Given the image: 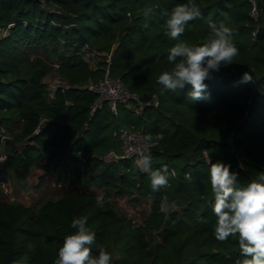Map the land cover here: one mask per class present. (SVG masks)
I'll return each instance as SVG.
<instances>
[{"label":"trees","instance_id":"trees-1","mask_svg":"<svg viewBox=\"0 0 264 264\" xmlns=\"http://www.w3.org/2000/svg\"><path fill=\"white\" fill-rule=\"evenodd\" d=\"M194 2L202 16L185 26L180 40L200 45L210 34L209 22L224 21L239 49L233 64L205 81L209 98L198 101L189 98L190 86L172 92L157 82L173 67L167 55L177 43L166 35L162 13L187 0H0V124L12 136L4 143V168L19 180L21 194L39 192L45 177L32 182L37 168H54L64 189L28 204L0 187V264H54L64 237L75 231L72 220L82 217L96 234L93 255L103 247L112 264L244 259L238 238L214 237L206 160L230 164L238 186L264 171V0ZM146 8L153 9L147 17ZM143 20L149 22L144 33L130 43ZM107 65L141 103H119L116 112L105 104L91 112L97 95L82 85L101 80ZM53 71L71 87L49 96L45 79ZM246 71L254 82L239 83ZM129 128L163 135L150 152L153 169L167 165L175 172L167 188L154 192L135 158L108 159L111 150L121 152V133ZM94 186L103 189L101 199ZM134 193L151 197L138 224L114 201ZM163 197L176 202L174 211L161 210Z\"/></svg>","mask_w":264,"mask_h":264},{"label":"clouds","instance_id":"clouds-1","mask_svg":"<svg viewBox=\"0 0 264 264\" xmlns=\"http://www.w3.org/2000/svg\"><path fill=\"white\" fill-rule=\"evenodd\" d=\"M152 12L153 9L146 8L144 16L147 17ZM162 15L167 17L166 35L177 43L168 49L167 60L173 67L163 71L157 82L172 92L190 86L188 96L191 100L208 99L205 81L222 66L233 64L239 55L233 39L234 29L224 21L219 24L209 22L210 34L206 42L193 46L180 40V37L190 21L202 16L194 0L177 4ZM251 82L254 81L250 72H244L239 83ZM163 139L162 134L155 137L146 135L144 143L134 150L137 156L135 167L148 174L150 187L154 192L167 188L169 176L175 175L174 171L169 172L167 165L158 169L152 167L150 147L153 140ZM206 162L209 165L208 176L213 194L212 212L216 217L213 233L215 239L225 242L229 237L238 238L240 254L244 259L237 260L236 264H264V171L258 172L246 185L238 186V174L231 171L230 164L222 161L213 163L210 157H207ZM160 207L167 212L174 211L177 205L175 201L169 202L167 197H163ZM71 228L75 231L64 237L54 264H112L111 253L103 247L99 249L98 255H93L91 246L96 241V234L87 227V217L73 219ZM26 247L33 250L35 246L29 242ZM28 260L27 255L22 257V261Z\"/></svg>","mask_w":264,"mask_h":264},{"label":"rangeland","instance_id":"rangeland-1","mask_svg":"<svg viewBox=\"0 0 264 264\" xmlns=\"http://www.w3.org/2000/svg\"><path fill=\"white\" fill-rule=\"evenodd\" d=\"M255 5V3H254ZM253 15H255V8L253 9L252 12ZM141 24L139 25L138 29L136 30L135 36H134V40L131 41L130 43L134 44V42L141 37V35L144 33V28L145 25H148V21H141ZM92 53H88L85 55L87 57V59H89V61L93 62V57H92ZM58 75L57 71H53L50 74H48V76L46 77V82L48 84V93H50V87L52 84V79ZM140 111V109L138 110ZM9 138L11 139L12 136L9 133V130L7 128L5 136L3 137V139H0V156L3 153H6L5 150V140ZM16 145H19L17 143H15ZM7 154V153H6ZM6 164V163H5ZM5 165L3 166V168L0 170V177L2 178V180L4 181V185L0 184V187L3 188L7 195L10 198H18V200H22L28 204H32V203H38L40 201L39 197L42 196V199L45 197H53V196H58L59 194H61L64 189L62 188V186H60L58 183H56L55 181V170L54 168H51L48 171H45L43 169H35L34 174L32 175V182L34 184L37 183L38 178L40 175L43 174V176L45 177L43 183L41 184V187L38 189L39 192H37V194L35 196H29L28 194H21V190H20V182L18 179H16L13 175V172L11 171V169L9 167L4 168ZM74 185L69 184L65 189H71ZM94 189H96V193L98 195V198L101 199L104 191L101 187L98 186H94ZM39 195V197H38ZM138 196L139 195L137 193H134L133 195L129 196H118L114 198L115 201V206L118 207L119 209H121L122 211H124L128 217L133 218L135 223H141L143 222V220L145 219L146 214L148 213L149 209H150V205H151V197L147 196V197H140L138 198V200L136 201H132L131 198L133 196ZM39 199V200H38Z\"/></svg>","mask_w":264,"mask_h":264},{"label":"built area","instance_id":"built-area-1","mask_svg":"<svg viewBox=\"0 0 264 264\" xmlns=\"http://www.w3.org/2000/svg\"><path fill=\"white\" fill-rule=\"evenodd\" d=\"M97 55L101 53L95 52ZM108 61H110L111 55L108 54ZM52 84L50 87L49 96H53L58 89L66 90L71 87V85L60 75H56L52 79ZM86 88L94 92L97 96L91 107V112H95L98 109L103 108L107 104L114 112L117 110V105L119 103H127V105H132L133 102L141 103L138 94L129 90L120 78H115L110 75L109 65H107L104 77L99 81H90L84 85ZM157 97H154L151 104L154 106L158 105ZM141 107H139L140 109ZM6 127L0 124V139H3L6 133ZM146 135L142 130L137 129H123L121 133L122 138V149L121 152H116L111 150L108 154V159H120V158H137L135 154V149L139 148L143 143V138ZM7 154L3 153L0 156V170L6 163ZM211 159V158H210ZM0 184L4 185V181L0 177Z\"/></svg>","mask_w":264,"mask_h":264},{"label":"water","instance_id":"water-1","mask_svg":"<svg viewBox=\"0 0 264 264\" xmlns=\"http://www.w3.org/2000/svg\"><path fill=\"white\" fill-rule=\"evenodd\" d=\"M138 198H139V197H138L137 195H136V196L134 195V196L131 198V200H132V201H136V200H138Z\"/></svg>","mask_w":264,"mask_h":264},{"label":"crops","instance_id":"crops-1","mask_svg":"<svg viewBox=\"0 0 264 264\" xmlns=\"http://www.w3.org/2000/svg\"><path fill=\"white\" fill-rule=\"evenodd\" d=\"M1 32V31H0ZM86 59H87V57H86ZM87 60H89V59H87ZM14 175V174H13ZM15 177V176H14ZM16 178V177H15Z\"/></svg>","mask_w":264,"mask_h":264}]
</instances>
